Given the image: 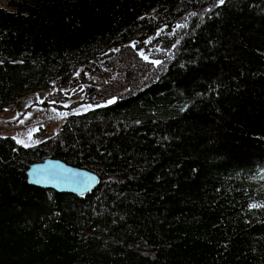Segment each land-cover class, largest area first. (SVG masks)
Masks as SVG:
<instances>
[{
    "label": "trees",
    "instance_id": "1",
    "mask_svg": "<svg viewBox=\"0 0 264 264\" xmlns=\"http://www.w3.org/2000/svg\"><path fill=\"white\" fill-rule=\"evenodd\" d=\"M8 5L0 112L50 87L48 108L104 104L34 146L0 136V264H264V0ZM177 25L155 69L111 51ZM45 158L100 183L34 187L26 171Z\"/></svg>",
    "mask_w": 264,
    "mask_h": 264
},
{
    "label": "rangeland",
    "instance_id": "2",
    "mask_svg": "<svg viewBox=\"0 0 264 264\" xmlns=\"http://www.w3.org/2000/svg\"><path fill=\"white\" fill-rule=\"evenodd\" d=\"M0 6L8 11L12 9L8 5V0H0ZM178 28L166 29L162 27L153 34H144L137 41L113 48L111 51L116 52L127 47L149 67V70L155 69L161 63L155 64L153 61L162 62V59L169 55L168 43L175 38L173 35L178 33ZM85 75L92 82L101 83V77L98 72H86ZM118 78L122 79L125 76L123 74L118 75ZM54 90L53 87H50L49 89L29 94L19 99L15 104L4 108L0 112V136L11 137L16 143L19 140L21 143L17 144L24 147L34 146L54 136L68 115L83 113L94 106L98 107L104 104V101H99V105H81L71 111H60L52 107L42 106L41 103L44 102L46 96L54 92ZM254 185L258 189L264 190V164L254 180Z\"/></svg>",
    "mask_w": 264,
    "mask_h": 264
},
{
    "label": "water",
    "instance_id": "3",
    "mask_svg": "<svg viewBox=\"0 0 264 264\" xmlns=\"http://www.w3.org/2000/svg\"><path fill=\"white\" fill-rule=\"evenodd\" d=\"M26 176L28 183L34 187L78 197L91 193L100 183V177L95 172L52 158L31 164Z\"/></svg>",
    "mask_w": 264,
    "mask_h": 264
},
{
    "label": "snow or ice",
    "instance_id": "4",
    "mask_svg": "<svg viewBox=\"0 0 264 264\" xmlns=\"http://www.w3.org/2000/svg\"><path fill=\"white\" fill-rule=\"evenodd\" d=\"M226 3V0H218V4L219 5H223V4H225ZM192 15H196L195 13H192ZM186 25H177V27H185ZM145 59H146V57H145ZM153 63H155V64H159V63H161L160 61H153ZM112 102H114V101H109V103H112ZM17 143H21V141H17Z\"/></svg>",
    "mask_w": 264,
    "mask_h": 264
}]
</instances>
